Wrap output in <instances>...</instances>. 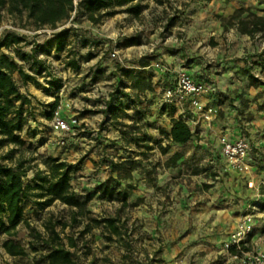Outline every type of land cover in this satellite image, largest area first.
Masks as SVG:
<instances>
[{"label":"rangeland","instance_id":"1","mask_svg":"<svg viewBox=\"0 0 264 264\" xmlns=\"http://www.w3.org/2000/svg\"><path fill=\"white\" fill-rule=\"evenodd\" d=\"M192 1L195 0H165L159 4L142 0L139 16L122 8L94 24L85 17L76 21L73 14L56 28H37L26 15L10 14L7 7L0 9V29L6 27L3 34L13 32L25 38L4 51L36 78V82H24L19 74L14 75L33 105L25 131L20 134L24 145L2 144L0 136V160L10 166L22 165L27 170L26 184H33L35 173L46 170L51 158L66 161L77 167L71 180L73 192L82 201L89 198L85 212L59 201L47 208L26 202L24 221L15 236L0 230V264H48L49 249L43 241L55 238L53 229L66 246L68 236L77 238L79 264H253V257L264 254V184L252 187L257 189L255 197L239 200L234 199L229 186L230 169L251 170L249 158L260 152L257 148L264 149V143L256 146L250 133L243 130L240 138L247 139L250 151L244 162L238 164L223 156L222 136L214 142L207 135L219 117L234 114L245 123L254 121L256 115L264 118V37L243 34L236 25L252 14L264 18V4L260 0L252 4L263 15L244 6L230 12L211 9L201 20L207 25V32L213 34L200 47L201 54H197V58L213 59L206 66L208 70L221 67L227 62L225 57L233 54L234 46H223L233 34L246 39L241 43L246 55L238 60L248 59L243 60L247 66L237 78L239 89L214 92L215 98L214 93L201 96L203 105L218 110L215 119L208 122L189 98L177 105L166 103L164 92L170 86L169 77L158 78L160 67L153 65L158 59L154 56L161 55L162 50L173 53L184 49V31L178 30L174 35L173 30L182 29L181 19ZM200 1L202 6H208L211 0ZM63 31L68 34L59 50V41L53 40ZM19 54L34 55L36 61L44 63L45 71L38 74L33 60H23ZM111 55L114 58L107 68L113 71L106 73L107 62L102 59ZM133 61L149 68L127 71L135 72L131 74L123 70L119 74L122 63ZM113 73H118L122 81L117 89ZM73 79L78 83H71ZM208 79L213 81L212 77ZM53 81L60 83L63 93L68 92L73 102L79 98V103L70 101L71 109L80 112L69 119L79 122L76 135L59 132L53 126L54 119H46L50 112L46 107L56 99L55 94L47 93L53 88ZM137 81H141L140 89L134 88ZM41 87L47 89L46 97L41 95ZM90 89L97 90L95 97L83 95ZM59 111L55 117L58 113L63 118ZM177 119L191 127L193 144L181 146L170 141L168 134ZM108 132L112 135L105 137L101 149V139L94 134ZM259 135L264 136V130ZM189 152L192 155L186 158ZM246 186L251 188L249 183ZM235 209L239 220L230 215ZM248 216L252 218L251 232L243 237L238 253L233 254V236ZM91 218H118L125 233L122 241L110 240L109 229L105 225L93 227ZM37 234L43 239L36 238ZM7 241L24 248L27 255L8 254L3 247ZM31 244L37 251L31 249Z\"/></svg>","mask_w":264,"mask_h":264},{"label":"trees","instance_id":"2","mask_svg":"<svg viewBox=\"0 0 264 264\" xmlns=\"http://www.w3.org/2000/svg\"><path fill=\"white\" fill-rule=\"evenodd\" d=\"M141 1L81 0L76 6L74 0H0V9L7 7L10 14L26 15L27 19L37 28H56L59 24L69 20L74 13L76 21L79 17H85L94 24H98L105 17L114 16L118 13V9L122 8H125V12L129 14L139 16L143 8ZM155 1L163 4L165 0ZM236 25L243 34L252 37L258 35L264 37V18L262 17L252 14L240 19ZM67 34V31H63L56 37L59 41V50L62 48V40ZM24 41L25 38L13 33L6 34L0 41V136L3 138L2 144L24 145L20 133L29 122L28 111H30L32 101L21 91L14 75L19 74L24 82H36V78L25 72L23 66L17 62L14 56L4 51ZM41 50L46 51L45 48ZM19 55L23 60H33L37 66L36 72L38 74L45 71L44 63L36 61L34 55ZM131 73L135 72L126 71V74ZM134 88L140 89L141 81L135 82ZM58 106V101L51 105V110L47 114L49 120L54 119ZM168 137L173 144L184 146L193 139L194 133L187 122L177 119L173 121ZM76 171L75 165L51 158L46 170L35 173L33 184H26L27 170H24L22 165L10 166L3 164L0 160V230L10 237L15 236L18 227L24 221L26 202L47 208L59 201L66 206L78 209L80 212H85L89 198L82 201L80 196L72 190L71 180ZM110 193L112 192L110 191ZM78 215L79 213L75 215L74 221ZM90 221L93 227L105 225L110 231V240L122 241L125 233L118 218H91ZM52 233L54 239L43 241V244L49 249L46 257L48 264H79L78 259L80 257L77 256L79 242L77 238L68 236V246H66L62 244L55 229L52 230ZM36 238L43 239L40 234H37ZM54 240L58 242L54 243ZM3 247L11 256L27 255L24 248L12 241L5 242ZM31 249L37 251L34 244H31ZM72 249H76L75 252ZM230 251L233 254L238 253L235 246L231 247Z\"/></svg>","mask_w":264,"mask_h":264},{"label":"crops","instance_id":"3","mask_svg":"<svg viewBox=\"0 0 264 264\" xmlns=\"http://www.w3.org/2000/svg\"><path fill=\"white\" fill-rule=\"evenodd\" d=\"M256 1L258 0H211L210 3H208L209 7L206 5L202 6V1L200 0L192 1L188 9L185 10V13L181 19V21H184L182 29L175 28V30H173L174 35L176 31L178 30L184 31L185 33L184 39L181 41V45H183L184 49L179 48L174 51H171L173 53H169L168 50L166 51L162 50L161 55L154 56V57H158V59L154 60L153 65L154 66L158 65L160 67V72L157 71V73H159L158 78H161V77L168 78L169 77L168 84L171 85L176 76V73L179 71H183L191 75L196 82L204 84L208 90L205 92L206 94L214 93L217 91H226L225 89H229V90L239 89L240 86L237 85V82H238L237 78L240 77L239 76L240 70L244 69L247 66V64L243 60H248V59L247 58H244L242 60H238V59L246 55L244 48L241 46V43L242 42L245 43L246 39H242V38L238 39L237 37L233 36L234 35L233 34L232 35L233 38L228 39V42L227 43L224 42V45H223L224 48H226L227 46L230 47L231 45L234 46L233 52L231 51V53L233 54H230V56L225 57V59H227V62H224L221 67H218V68L212 67L211 70H208L206 66L209 65L211 60L213 59L197 58V54L199 55L201 54L199 53V49H201L200 47L213 34H211L210 32L209 33L207 32V25H204L201 20L203 19V17L208 16V13H209L208 11H211V9L212 10L216 9L217 12L219 11L230 12L233 10V8L239 9L240 7H244V6H247V7L251 6L252 10L257 11L259 15H263L262 11L256 10L255 7L254 8L252 7V4H254ZM260 3L261 5H263L264 0H260ZM207 7H208V10H207ZM203 9L206 10V12ZM153 39L156 40L157 38H153ZM56 41L58 42L57 39L53 40L54 43ZM233 41H235L236 44ZM179 50H182L183 53L182 52L181 54L180 52L177 53ZM257 50H259V48H257ZM157 52H160V51L157 50ZM113 58H114L113 55H111L110 57L106 59L104 58L102 59L103 62H107L106 63L107 66L105 67L106 73H112L113 71L112 69L107 68V67H110V65L112 64ZM147 68H149V66L142 67V65L140 64V61H133L131 63L127 62L126 64L122 63V66L120 70H118V72L120 74V72H122L123 70L125 71H132V70L144 71ZM113 74L114 76H116V79L113 81V83H115L114 86L117 89L118 87L121 86L120 83L122 81L120 80L118 73H113ZM172 75L174 77L171 79ZM93 76H94V72L91 74L90 77L92 78ZM108 76H110V74H108ZM209 77L213 78L212 82L211 80L208 79ZM77 81L76 79H73L70 82L75 85L76 83H78ZM230 82H233L235 85L232 86ZM40 89H41V95H44V97H46L45 96L46 93L44 92H47V89L43 87H41ZM21 91L27 94L25 90L24 91L21 90ZM28 91L30 92V90ZM96 91L94 89H90V91H86L85 94L83 95H88V97H95ZM47 93L55 94L56 96L55 102L56 101L59 102V106H58V109H60L59 114L64 119L69 120L71 118L70 116L73 117L80 113L74 109H71L70 101L72 100H70V95H68V92L65 94L63 93V90L61 89L59 82H55V84L53 85V88H51L50 91ZM215 95L216 94L214 93V96H213L214 98L217 96ZM78 99L79 98H77V100ZM77 100L74 102L79 103ZM38 101L41 103V100H38ZM205 101H207V99H205ZM74 102L72 101L73 104ZM32 105H33V102H32ZM51 105L46 107V109L51 110ZM75 106L77 105L75 104ZM246 125L248 127H246ZM204 127H207V126L204 125ZM243 130H247L250 133L249 138L251 139L253 144H255L256 146H263L264 136L259 135V134L262 133V131L264 130V118L258 115H256V119L250 123L239 121L237 117L234 116V114H232L231 116L219 117L214 122L213 126L209 128V130L207 131L208 132L207 135L210 134L209 137L214 142L215 140L218 141V137L220 136H226L229 141L234 142L242 136ZM23 131H25V129ZM23 131L21 133H23ZM88 134L90 135V133ZM94 135H96V137L101 139L99 140V144H102L101 145V149H102L104 146L102 141H105V137H110L112 133H109V132L104 133V134L97 133ZM91 136L93 137V134ZM91 142L93 141L92 140L88 141V143H91ZM193 142L194 141L192 139L190 142H188L184 146L191 145L193 144ZM91 147L94 148L96 146L91 145ZM257 149L260 152H264V149H261V148H257ZM260 152L256 153L255 155H253V157L249 158L251 170H249L248 172H244V171L238 172V171H234L230 169L231 177L229 178L230 179L229 186L231 187V193L234 195L235 200H239V198L248 199L249 197H255L257 195L255 191H257V189H255L254 191L252 187H257L261 183L264 184V166H263L264 154H261ZM190 153L191 152L187 153L185 157L189 158L192 155ZM212 160L214 161V159ZM258 160H260L262 163L259 164V162H257ZM259 169L262 171H259ZM238 173H241V174H238ZM248 183L249 185H251V188L246 186ZM262 188L264 189V187ZM263 203H264V197H262V204ZM238 209L239 211L242 212L241 206ZM238 209L230 211V215L234 217L235 220L240 219V215L238 214L239 213ZM261 216L264 219V211L262 212ZM18 257H23V256H18Z\"/></svg>","mask_w":264,"mask_h":264},{"label":"built area","instance_id":"4","mask_svg":"<svg viewBox=\"0 0 264 264\" xmlns=\"http://www.w3.org/2000/svg\"><path fill=\"white\" fill-rule=\"evenodd\" d=\"M80 1L81 0H74L75 5L77 6ZM4 29H6V27L0 29V41L6 34L13 33L7 32L3 34ZM206 91H208L206 87L196 82L191 75L179 71L176 73L172 84L165 89L164 99L166 103L177 105L179 102L189 98L191 104L201 113L202 117L208 122H211L216 117L218 110L214 107L202 104L201 96ZM53 126L59 132L68 136H73L76 135L75 130L79 127V122L76 118L66 121L59 117L57 113V116L53 120ZM220 142L223 156L234 161V163H243L250 151V144L245 138H239L232 142L222 136ZM251 229L252 218L248 216L239 231L233 236L231 247L235 246L236 248H240L243 237L251 232ZM251 262L253 264H264V254H258L253 257Z\"/></svg>","mask_w":264,"mask_h":264}]
</instances>
